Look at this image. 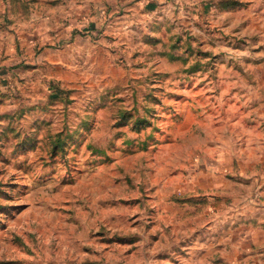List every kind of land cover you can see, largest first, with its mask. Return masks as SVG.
<instances>
[{
    "label": "rangeland",
    "instance_id": "obj_1",
    "mask_svg": "<svg viewBox=\"0 0 264 264\" xmlns=\"http://www.w3.org/2000/svg\"><path fill=\"white\" fill-rule=\"evenodd\" d=\"M262 203L264 0H0V264H254Z\"/></svg>",
    "mask_w": 264,
    "mask_h": 264
},
{
    "label": "crops",
    "instance_id": "obj_2",
    "mask_svg": "<svg viewBox=\"0 0 264 264\" xmlns=\"http://www.w3.org/2000/svg\"><path fill=\"white\" fill-rule=\"evenodd\" d=\"M259 208L264 209V203H262ZM254 210H256V209H254ZM263 213H264V211H263ZM263 249L264 248H261L262 251L259 253V259L256 260V262L254 264H264V250Z\"/></svg>",
    "mask_w": 264,
    "mask_h": 264
}]
</instances>
